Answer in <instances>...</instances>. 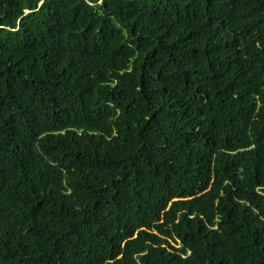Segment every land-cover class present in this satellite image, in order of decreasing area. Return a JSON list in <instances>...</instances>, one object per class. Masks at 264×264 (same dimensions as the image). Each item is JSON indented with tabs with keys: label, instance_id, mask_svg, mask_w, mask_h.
I'll return each mask as SVG.
<instances>
[{
	"label": "trees",
	"instance_id": "1",
	"mask_svg": "<svg viewBox=\"0 0 264 264\" xmlns=\"http://www.w3.org/2000/svg\"><path fill=\"white\" fill-rule=\"evenodd\" d=\"M0 264H264V0H0Z\"/></svg>",
	"mask_w": 264,
	"mask_h": 264
}]
</instances>
